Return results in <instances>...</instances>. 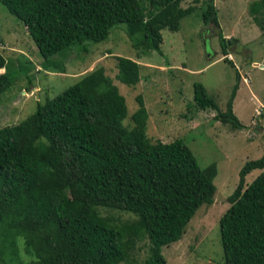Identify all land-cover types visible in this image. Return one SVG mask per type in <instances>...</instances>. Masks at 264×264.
Segmentation results:
<instances>
[{"label":"trees","instance_id":"obj_1","mask_svg":"<svg viewBox=\"0 0 264 264\" xmlns=\"http://www.w3.org/2000/svg\"><path fill=\"white\" fill-rule=\"evenodd\" d=\"M183 1L147 0L148 7L141 0L0 4L24 25L44 70L64 73L51 58L73 45L101 43L119 24L125 25L138 55L162 54L161 31L177 32L180 21L195 11L182 8ZM250 12L263 17L264 0L253 2ZM201 17L205 25L219 26L211 1ZM218 40L225 57L231 39L220 33ZM116 62V80L135 87L140 65L125 57H116ZM10 86L8 65L0 54V96ZM193 89L196 108L218 110L202 84ZM234 96L235 90L215 118L240 130ZM136 102L128 128L123 124L125 98L100 67L38 103L19 124L0 128V264H121L140 241L149 247L144 264H166L162 248L178 242L196 211L213 203L217 169L214 164L201 168L180 139L152 142L143 97L138 95ZM254 171L260 173L246 184ZM228 202L219 221L224 264H264V153L242 166ZM101 209L135 219L116 223Z\"/></svg>","mask_w":264,"mask_h":264},{"label":"rangeland","instance_id":"obj_2","mask_svg":"<svg viewBox=\"0 0 264 264\" xmlns=\"http://www.w3.org/2000/svg\"><path fill=\"white\" fill-rule=\"evenodd\" d=\"M210 1L217 9L218 27L202 21L201 13ZM256 1H183L182 8L194 7L195 11L180 21L177 32L161 31L162 54L138 55L125 25L119 24L105 41L73 45L51 58L64 73L44 70V60L24 25L0 4V54L8 65L11 82L0 96V128L19 124L35 112L38 103H45L84 75L103 68L125 98L126 127L132 126L130 117L140 95L149 113L146 133L152 142L180 139L201 168L214 164L217 169L213 203L203 204L196 211L178 242L162 248L166 264H224L219 221L230 206L228 198L238 184L240 169L264 153V16L251 14L250 6ZM141 3L148 7L147 0ZM220 33L231 39L226 41L225 57L218 40ZM116 57L130 58L140 65V81L135 87L116 80ZM195 83L203 85L216 102L217 111L194 106ZM234 90L233 113L243 126L240 130L215 118L218 111L226 110ZM259 173L249 174L246 184ZM101 214L116 223L135 219L111 209H101ZM148 249L147 242H137L127 262L121 264H144Z\"/></svg>","mask_w":264,"mask_h":264},{"label":"crops","instance_id":"obj_3","mask_svg":"<svg viewBox=\"0 0 264 264\" xmlns=\"http://www.w3.org/2000/svg\"><path fill=\"white\" fill-rule=\"evenodd\" d=\"M254 65H255V64H254ZM261 69H263V70H264V66H262V67H261Z\"/></svg>","mask_w":264,"mask_h":264}]
</instances>
